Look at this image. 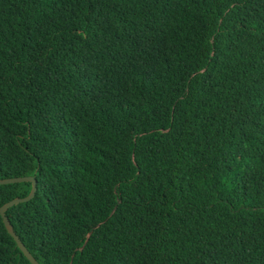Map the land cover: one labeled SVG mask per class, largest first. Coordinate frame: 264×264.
Masks as SVG:
<instances>
[{"label":"trees","instance_id":"1","mask_svg":"<svg viewBox=\"0 0 264 264\" xmlns=\"http://www.w3.org/2000/svg\"><path fill=\"white\" fill-rule=\"evenodd\" d=\"M20 176L39 264H264V0H0ZM0 264H31L1 215Z\"/></svg>","mask_w":264,"mask_h":264},{"label":"water","instance_id":"2","mask_svg":"<svg viewBox=\"0 0 264 264\" xmlns=\"http://www.w3.org/2000/svg\"><path fill=\"white\" fill-rule=\"evenodd\" d=\"M15 182H31V184H32L31 190H30L29 194L24 196V197H15V198L9 200L8 202L4 203L0 207V215L2 217V220H3V223H4L6 230L14 238L17 246L20 248V250L25 255V257L31 262V264H39L37 262V260L32 256V254L29 252V250L25 247V245L22 243L20 238L16 235L9 219L7 218V216L5 214L6 210L9 207H11L12 205L30 200L36 192L37 182L33 176H20V177H10V178L0 179V184L15 183Z\"/></svg>","mask_w":264,"mask_h":264}]
</instances>
